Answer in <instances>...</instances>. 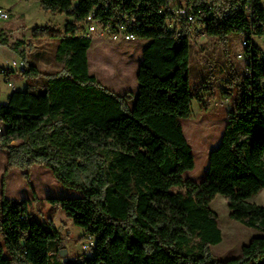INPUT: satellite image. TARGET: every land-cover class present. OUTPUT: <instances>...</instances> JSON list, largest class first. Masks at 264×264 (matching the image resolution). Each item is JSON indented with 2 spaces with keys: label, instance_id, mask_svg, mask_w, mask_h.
Listing matches in <instances>:
<instances>
[{
  "label": "trees",
  "instance_id": "obj_1",
  "mask_svg": "<svg viewBox=\"0 0 264 264\" xmlns=\"http://www.w3.org/2000/svg\"><path fill=\"white\" fill-rule=\"evenodd\" d=\"M40 1L46 12L69 17L62 31L48 26L33 31L36 38L59 39L55 59L62 68L47 72L28 65L24 44L11 43L24 58L21 74L38 81L14 90L0 105V150L8 152L4 177L19 168L28 180L31 168L43 165L79 192L46 202L60 206L84 229L94 241L93 252L60 261L62 233L53 218L31 219L37 196L9 198L4 182L0 264H224L211 252L223 241L219 215L211 207L219 194L227 198L232 219L264 232V205L250 201L264 189V48L254 43L264 38V1L184 0L208 35L224 41L239 31L249 40L243 81L202 181L184 176L195 169L196 158L182 120L192 116L194 100L212 88L207 82L193 84L189 75L195 24L183 25L179 37L178 27H170L160 12L170 0ZM121 11L136 15L135 33L148 40L137 92H116L91 71L94 40L85 36L86 19L95 12L107 21ZM8 43L1 33L0 44ZM170 221L171 235L184 226L188 232L169 241L160 226ZM250 249L234 264H264V237Z\"/></svg>",
  "mask_w": 264,
  "mask_h": 264
},
{
  "label": "rangeland",
  "instance_id": "obj_2",
  "mask_svg": "<svg viewBox=\"0 0 264 264\" xmlns=\"http://www.w3.org/2000/svg\"><path fill=\"white\" fill-rule=\"evenodd\" d=\"M0 3L6 5L3 7L11 12L10 21L2 25L4 30H1V33L5 38H8L10 43L0 44V67L12 66L13 62L20 65L24 61L23 56L12 47L14 43H23L21 50L25 53L28 65L36 64L47 72L60 70L62 64L55 59L59 39L48 35L36 38L33 31L37 27L47 26L55 31H62L67 23V15L46 12L41 7L40 0H0ZM200 27L202 28L200 24L198 27L195 26L194 34L190 38L189 75L193 84L207 82L208 86L212 88L203 95L201 101L194 100L192 116L182 120L185 135L196 158L195 169L186 172L184 176L195 181H202L205 178L209 168L210 153L221 142L238 90L237 85L243 81L244 71V60L238 57V54L243 51L244 35L239 31H234L227 40L223 41L218 37L208 35L205 28L199 30ZM207 35L206 40H201ZM146 42V39L141 38L131 42L95 39L90 51L91 71L104 85L116 92H136L137 75L140 60L143 57L142 51L137 49L136 44ZM260 46L262 47V45ZM12 80L17 84L19 90L34 85L38 81L26 79L21 74V68L13 73ZM0 83L2 84L0 92V101L2 102L0 103H5L8 100V92H12V90L8 88L3 76L0 77ZM205 103L208 105L205 106ZM3 152L6 150H0V199L3 195L4 182L7 196L8 178L11 173L9 190L12 199L22 200L26 196L33 199L36 195L37 199L30 207V218L45 222L52 217L61 231V246L64 251L59 256L60 261L65 263L67 260L83 259L85 256L92 255L93 251L89 247L84 229L76 225L60 206L46 202L47 196L65 197L66 195L60 192L62 190H59V185L55 181L51 169L43 165H34L31 168L29 179L26 180L23 176L25 170L13 168L4 177L8 160L6 163L4 162ZM38 168H47L49 171L43 169L47 172V174H43ZM22 180L25 181V185ZM164 197L166 200L172 201L171 195H164ZM161 201L160 198L158 203ZM250 201L264 205V189L254 195ZM211 207L219 215L223 231V241L211 246L213 256L224 264H234L236 261L244 259L251 251V244L260 241L264 237V232L232 219L228 200L222 194L216 196ZM161 226V231L169 241L174 240L178 233L188 232V228L184 226L181 231L171 235L173 230L171 221ZM3 245L4 241L0 237V246Z\"/></svg>",
  "mask_w": 264,
  "mask_h": 264
},
{
  "label": "built area",
  "instance_id": "obj_3",
  "mask_svg": "<svg viewBox=\"0 0 264 264\" xmlns=\"http://www.w3.org/2000/svg\"><path fill=\"white\" fill-rule=\"evenodd\" d=\"M184 0H170L169 4L161 7L160 12L167 15V24L171 27L176 25L178 28V36L181 37L183 35L182 26L185 24L193 23L192 29H190L191 35L194 34L195 26H198L197 23V15L194 11L192 12H183V4ZM242 7V5H238L236 8ZM245 7H251V13L253 12V8L250 3H248ZM11 19V12L0 6V33L2 25L6 22H9ZM138 28V19L134 13L121 11L119 15L110 19V20H102L97 18L96 13L92 12L88 15L86 19V30L85 36L91 38L95 41L97 40H108L113 42H131L136 41L138 35L135 33V29ZM208 37L201 40H206ZM258 45H262L264 48V38H255V42ZM242 47L244 50V43H242ZM238 57L241 59H246V54L244 51L238 54ZM25 63L24 61L19 65L18 63L13 62L12 66L9 67H0V77L3 76L5 78V82L7 86L12 90L17 89V84L12 80L13 73L18 71L21 68V71L24 70ZM250 71L247 69L246 74H249ZM0 83V92H1ZM1 105V103H0ZM88 244L91 247L94 244V241L89 237Z\"/></svg>",
  "mask_w": 264,
  "mask_h": 264
},
{
  "label": "crops",
  "instance_id": "obj_4",
  "mask_svg": "<svg viewBox=\"0 0 264 264\" xmlns=\"http://www.w3.org/2000/svg\"><path fill=\"white\" fill-rule=\"evenodd\" d=\"M6 6V5H4V4H2V3H0V6ZM68 17V16H67ZM69 20V17L67 18V21ZM106 41H108V40H106ZM147 44H148V40H147V42L146 43H144V44H136V46H137V49H139V50H141L142 51V54H143V51H144V49H145V47L147 46ZM141 61H142V59L140 60V63H141ZM139 87V86H138ZM138 87H137V89H138ZM9 88V87H8ZM10 89V88H9ZM18 89V88H17ZM16 89V90H17ZM11 90V89H10ZM13 92V91H12ZM12 92H8V98H9V96L11 95V93ZM136 92H137V90H136ZM2 100V99H1ZM0 102H2V101H0ZM6 103V102H5ZM4 154H3V159L5 160L4 162L6 163V161L8 160V153H7V151L6 152H3ZM34 169V168H33ZM43 169H46V170H48L47 168H38V170L39 171H41L43 174H47V172H46V170H43ZM13 171H19V170H13ZM49 171V170H48ZM51 171V170H50ZM21 174H22V172H20ZM51 173H53L52 171H51ZM10 174L11 173H9V178H8V184H7V190H8V192H7V197H9V198H13V197H11V194H10V190H9V184H10ZM53 176H54V174H53ZM54 179H55V181L58 183V188H60L59 190H62V191H60V192H62V193H64V194H66L65 195V197H67V196H79L80 195V193L79 192H77V191H75V190H72V189H69V188H63L64 186L63 185H61V183L56 179V177L54 176ZM24 180H22V183H23V185H25L24 184ZM48 197V196H47ZM25 198H29V196H26ZM63 247H62V249H61V252H60V254H59V256H61V254L63 253Z\"/></svg>",
  "mask_w": 264,
  "mask_h": 264
},
{
  "label": "bare ground",
  "instance_id": "obj_5",
  "mask_svg": "<svg viewBox=\"0 0 264 264\" xmlns=\"http://www.w3.org/2000/svg\"><path fill=\"white\" fill-rule=\"evenodd\" d=\"M192 11L193 10L191 8H189L188 6H185V4L183 5V12H192ZM196 27H198V26H196ZM200 28H199V30H201ZM248 42H249V40L246 37H243V42L242 43H244V48L245 47H249V43ZM2 130H3V124H2V121L0 119V133L2 132Z\"/></svg>",
  "mask_w": 264,
  "mask_h": 264
},
{
  "label": "water",
  "instance_id": "obj_6",
  "mask_svg": "<svg viewBox=\"0 0 264 264\" xmlns=\"http://www.w3.org/2000/svg\"><path fill=\"white\" fill-rule=\"evenodd\" d=\"M212 151H213V150H212ZM212 151H211V152H212ZM49 197H55V196H49Z\"/></svg>",
  "mask_w": 264,
  "mask_h": 264
}]
</instances>
